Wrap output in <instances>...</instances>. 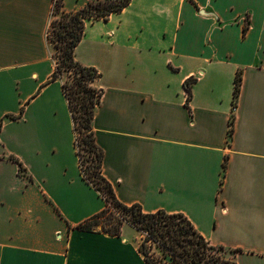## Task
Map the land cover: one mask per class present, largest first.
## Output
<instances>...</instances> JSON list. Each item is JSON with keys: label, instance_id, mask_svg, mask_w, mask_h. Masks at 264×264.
I'll list each match as a JSON object with an SVG mask.
<instances>
[{"label": "crops", "instance_id": "1", "mask_svg": "<svg viewBox=\"0 0 264 264\" xmlns=\"http://www.w3.org/2000/svg\"><path fill=\"white\" fill-rule=\"evenodd\" d=\"M53 7L0 0V264H145L132 225L76 229L106 200L81 174L64 78L52 81ZM75 58L100 74L93 131L117 199L183 214L238 264H264V0H133L88 20Z\"/></svg>", "mask_w": 264, "mask_h": 264}, {"label": "trees", "instance_id": "2", "mask_svg": "<svg viewBox=\"0 0 264 264\" xmlns=\"http://www.w3.org/2000/svg\"><path fill=\"white\" fill-rule=\"evenodd\" d=\"M64 1V0H63ZM133 0H94L77 12L63 11V2L54 0V17L48 31V39L57 52V67L52 81L62 77L64 71L72 70L75 75L70 82H64L63 89L69 101L74 119L75 146L83 178L106 200V208L86 220L77 230L99 232L120 236L122 227L130 224L142 235L139 248L145 264H238L240 250H228L211 245L183 214L165 211L145 213L142 206L121 203L112 184L103 174L104 151L97 145L93 131V120L103 97V90L93 86L100 74L95 68L83 66L75 58V51L82 42L88 20H104L122 12ZM53 29V30H52ZM197 79L191 78L186 90L191 97L192 86ZM242 86L238 73L234 90L236 107ZM234 116L230 119L229 137L234 132ZM88 153V154H86ZM226 170V165L224 166ZM102 225V229L96 227Z\"/></svg>", "mask_w": 264, "mask_h": 264}, {"label": "rangeland", "instance_id": "3", "mask_svg": "<svg viewBox=\"0 0 264 264\" xmlns=\"http://www.w3.org/2000/svg\"><path fill=\"white\" fill-rule=\"evenodd\" d=\"M56 2H58V4H61L62 2H63V0H55ZM82 1H84V0H69V5H76V4H78V3H80V2H82ZM56 15H58L59 16V13L58 12H56V11H54V13L52 14V18H53V20H55V18L56 17H54V16H56ZM53 30V29H52ZM56 55V57H57V52L54 54V56ZM57 60V62H58V59H56ZM75 75V73L72 71V70H67V71H64L63 72V74H62V77L64 78V81L65 82H70V81H72L73 80V76ZM86 154H88V153H86ZM98 230H100V229H102V225H100V226H98V227H96Z\"/></svg>", "mask_w": 264, "mask_h": 264}]
</instances>
